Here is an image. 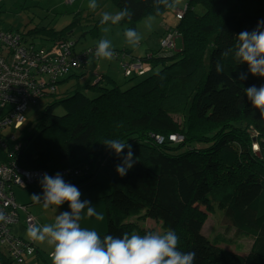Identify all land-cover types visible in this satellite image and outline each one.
<instances>
[{
	"label": "trees",
	"instance_id": "1",
	"mask_svg": "<svg viewBox=\"0 0 264 264\" xmlns=\"http://www.w3.org/2000/svg\"><path fill=\"white\" fill-rule=\"evenodd\" d=\"M114 1L127 13L123 22L132 26L146 15L170 9L156 0ZM184 8L175 27L168 28L178 33L174 47L139 56L150 69L125 75L127 81L134 79L126 87L107 72L84 83L83 72L77 70L55 78L38 74L43 83L23 112V124L16 129L6 125L0 132V160L51 176L59 172L78 189L105 182L110 190L102 196L106 230L98 233L101 239L125 232L144 235L151 230L141 221L151 216L162 223L163 232L179 230L178 247L196 253L194 264H264V118L245 95L247 87H259L264 78L249 74L239 80L247 65L223 55L234 49L237 34L264 19V0H187ZM73 12L62 29L36 24L27 33L12 28L4 32L20 33L34 52L67 42L74 48L79 39L71 34L81 28L96 37L100 21L86 17L84 9ZM27 34L32 41L27 42ZM178 38L182 43L176 48ZM37 39L46 42L38 45ZM6 47L0 46V57L8 59ZM217 62L224 65L223 74H217ZM74 77L75 85L66 86ZM40 98L50 101L43 104L37 122L29 124V104ZM9 108L0 104V115ZM171 135L183 139L174 141ZM110 139L131 144L138 160L124 177L115 171L120 160L103 144ZM100 171L108 181H102ZM27 186L42 192L38 182ZM216 206L230 228L253 236L248 251L223 246L231 241L220 233H203V209ZM0 260L13 264L4 252Z\"/></svg>",
	"mask_w": 264,
	"mask_h": 264
},
{
	"label": "clouds",
	"instance_id": "2",
	"mask_svg": "<svg viewBox=\"0 0 264 264\" xmlns=\"http://www.w3.org/2000/svg\"><path fill=\"white\" fill-rule=\"evenodd\" d=\"M156 3L175 8L181 0H156ZM88 7L94 11L97 8L96 0H90ZM126 15V12L115 15L105 12L100 23L116 24ZM108 30L103 29L104 32ZM124 35L127 43L133 47L142 39L140 33L132 28L126 29ZM236 37L234 49L226 50L223 55L231 54L237 65H247V71L239 72L237 78L244 81L249 74L264 78V19L258 20L251 31H241ZM117 53L114 52L111 41L103 38L98 42L94 54L97 58L111 60L114 56L118 57ZM215 67L217 74L224 73L223 64L217 62ZM245 95L252 107L259 111L260 117L264 118V84L247 87ZM103 144L120 160L115 167L116 173L120 177L126 176L138 162L132 145L117 139L105 140ZM38 183L42 188V195L33 193L31 199L34 203L42 204L44 209L50 206L59 208L67 203L70 209L56 215L52 223H30L26 230L29 240L52 248V264H194L196 253L179 249V238L174 230L162 233L148 231L144 235L125 232L122 236L109 234L101 239L97 231L81 227L80 221L85 217H95L96 220H103L104 217L96 211L91 201L81 199L82 193L77 186L66 182L59 172L54 176L43 173ZM4 219L5 214L0 212V221Z\"/></svg>",
	"mask_w": 264,
	"mask_h": 264
},
{
	"label": "rangeland",
	"instance_id": "3",
	"mask_svg": "<svg viewBox=\"0 0 264 264\" xmlns=\"http://www.w3.org/2000/svg\"><path fill=\"white\" fill-rule=\"evenodd\" d=\"M90 3V0H73L71 3L68 0H2L0 2V28L5 31L6 29L12 28L14 31H25L27 33V29L29 27H33L34 25H45L50 26L56 30L62 29L67 24H69L72 20L73 11L84 9L86 17H88L91 20L94 21H101L102 15L105 12L111 13L113 15L121 12L120 7L115 3L114 0H96L97 8L92 11L89 9L88 5ZM187 4V0H181V3L176 6L175 8H170L166 12H164L161 15H146L144 16L138 23H136L134 26L123 22L121 20L119 23L112 24L109 22L108 24H101L99 26V33L96 37L92 36L91 33H85L81 28L79 31H75L71 34L70 37L77 38L78 41L76 46L73 48L75 51H83L87 50L88 48L93 47V44L103 39L107 38L111 41L112 47L114 49V52H118V57H113L111 60H107L106 65L107 68L111 70V73L115 74V77L117 78L119 83L130 85L134 81L130 80L127 81L128 77L124 75L123 67H122V59L120 52H125L124 47L127 48L128 52L137 53L139 49L143 48V46H148L153 51L160 50V41L163 37L162 34L166 35L168 32L169 27H175L178 20H176V12L177 10H183L184 6ZM198 11H202V7H197ZM88 11V12H87ZM90 12V15L87 13ZM26 25V26H25ZM108 28L109 30L107 32H104L103 29ZM132 28L136 30L140 35L142 36V39L140 40L139 44L135 47L130 46L125 38L124 32L126 29ZM162 35V36H161ZM27 42L33 40V35L27 34ZM35 42L39 45L40 43L46 42L45 40H39L37 39ZM182 43V39L178 38L175 45L176 48L180 47V44ZM134 55V54H133ZM131 55L129 54L126 56L125 59L130 60ZM89 63V64H88ZM98 63H101V66L103 68L104 61L102 58L94 57L93 53H89L88 60L85 64V66L77 68L76 70L79 71L80 69H89V65H96ZM101 66L96 65L95 68L93 66L92 73H95V75L98 73V70L95 71L97 67H99V71H101ZM92 76V75H90ZM140 79L144 76H138ZM136 77L135 79H137ZM89 78L81 79V83H84ZM76 80H78L76 77L69 80V82L66 84V86H73L76 83ZM64 90V87H61L59 89L60 93ZM50 98H40L38 99V103L31 102L29 104L28 110H27V123L32 124L34 121L37 122V119L40 115L39 111L43 107V104L47 103ZM179 119V118H177ZM12 131V130H11ZM17 136L20 134V130H16ZM100 178L102 181H108L107 176L105 172L100 171ZM14 193H15V200L18 204H30L29 212L34 215L37 219L38 217L42 220V222L39 221L38 224L43 225L46 223H52L55 220L56 215H58L60 212L63 211H69L68 204L65 203L64 205L60 206L59 208H56L55 206H50L48 209H44L42 207V204L33 203L31 199V195L34 193V189L32 187H20L15 185L13 187ZM106 189V183H99L96 186L92 187H85L80 188L79 190L82 193L81 199L82 200H89L91 202L96 201L91 199L92 196H96L101 192V190ZM42 195V192H39ZM102 198V197H101ZM104 199V198H103ZM104 203V201H103ZM105 206V203H104ZM204 212V225H203V233L205 235L215 237L218 233L224 235L226 238L231 241L230 244H222L223 246H226L230 249H239V251L246 252L250 249V247L253 244V236H244L241 234H238L235 229L230 228V226L227 225V223L224 220V211L220 209L219 207H214L213 209H207L205 207L203 209ZM102 214V213H101ZM104 220H106V214L105 211L103 213ZM25 218L26 214L23 212H20V223L17 227L14 228V231L18 233L21 236L26 237V230L23 228L22 225H25ZM84 219V218H83ZM83 219L81 221H83ZM86 222H88V227L92 230L97 231L98 233H101L106 230V227L102 229L100 225V220H96L95 217H87ZM80 221L81 227H84L83 222ZM106 223V221H105ZM144 225L155 228L154 230L150 229L151 231L156 232H163V228H161V223L157 221V219H154V217L149 216L147 220L145 221ZM102 229V230H101ZM176 234L179 233V230H175ZM38 244V243H37ZM42 249L45 250V256L46 260H51L50 257V251H52V248L49 247L47 244H38ZM36 261V260H35ZM28 262V261H27ZM21 264V263H20ZM27 264H30L27 263ZM35 264H39L38 261H36ZM42 264H46L45 262H42Z\"/></svg>",
	"mask_w": 264,
	"mask_h": 264
},
{
	"label": "built area",
	"instance_id": "4",
	"mask_svg": "<svg viewBox=\"0 0 264 264\" xmlns=\"http://www.w3.org/2000/svg\"><path fill=\"white\" fill-rule=\"evenodd\" d=\"M1 1V0H0ZM70 3L73 0H68ZM183 10H177L176 16L181 18ZM178 33L168 29L165 36L161 38L160 46L174 47V40ZM72 42L60 43L51 48L31 51L18 32H4L0 29V46H7L8 59L0 57V104L10 108L0 115V132L12 125L16 129L25 120V110L31 99L40 93V86L43 81L38 74L45 73L55 78L57 74H68L77 68L85 66L89 53H95V48H88L83 51H75L71 46ZM119 56V53L116 54ZM122 59L123 72L126 76L144 74L150 69V65L143 59L131 56L130 60L125 59L126 53L120 54ZM55 80V79H53ZM160 142L163 137L155 136ZM174 141L182 140L181 135H171ZM0 139V144H1ZM18 149V147H16ZM256 151L259 150L255 144ZM67 171V170H65ZM43 170L24 169L11 163L0 160V212L5 214V219L0 221V252H4L12 259L13 264H22L37 252L35 242L27 237H20L14 230V224L19 223L20 212L26 214L25 224H38V219L29 212L28 204H18L15 200L13 187L15 185L24 187L37 183ZM0 264H3L0 260Z\"/></svg>",
	"mask_w": 264,
	"mask_h": 264
},
{
	"label": "crops",
	"instance_id": "5",
	"mask_svg": "<svg viewBox=\"0 0 264 264\" xmlns=\"http://www.w3.org/2000/svg\"><path fill=\"white\" fill-rule=\"evenodd\" d=\"M124 48H126V47H124ZM152 51V49H150L148 46H143V48H141V49H139V51H137V53L135 54V53H133L134 55H135V57L136 56H143L145 53H147V52H151ZM94 57H96L95 56V54H94ZM103 61H104V66H103V68H102V66H101V63H98V64H96V65H100L101 66V71H99V67H97L96 69H95V71L96 70H98V77H99V79L101 78V76H100V73L101 74H103V73H105V72H107V73H109V74H111L112 76H114L115 77V74L114 73H111V70L109 69V68H107V65H106V62H107V60H105V59H103ZM89 64V63H88ZM96 65H92V64H90L89 65V69H80L79 70V72H83L82 73V79H84V78H95L94 76H96L95 75V73H92L93 71H91L92 70V68H93V66H94V68H95V66ZM90 75H92V76H90ZM115 79H117L116 77H115ZM104 184H105V182H104ZM80 189V188H79ZM110 189H109V187H108V185L106 184V189L105 190H101V192L99 193V194H97L96 196H92V198L91 199H93V200H96V201H93L92 202V204H93V206L95 207V209H96V211L97 212H99V213H102V215H103V213H104V211H105V206H104V203H103V201H104V199H103V197L102 196H104L105 194H106V192H108ZM102 197V198H101ZM88 200V199H87ZM34 203V202H33ZM30 207V206H29ZM86 218L87 217H85L84 219H83V221H81V222H83V225H84V227L83 228H87V229H90L89 227H88V222H86L87 220H86ZM147 218H149V216H147L145 219H143L141 222H142V226L144 225V223H145V221L147 220ZM38 220L40 221V222H42V220L38 217ZM104 220V219H103ZM103 220H100L101 222H100V225H101V227H102V229L105 227V221H103ZM20 221V220H19ZM160 222V221H159ZM20 223V222H19ZM19 223H16L15 224V226H14V228L15 227H17L18 225H19ZM161 223V222H160ZM162 224V223H161ZM23 226V228H25V225H22ZM144 227H146V228H150V229H155V228H152V227H149V226H146V225H144ZM162 228V227H161ZM26 229V228H25ZM101 229V230H102ZM90 230H92V229H90ZM156 230V229H155ZM18 234V233H17ZM23 237H25V236H23ZM36 244V248L39 250V252L36 254V256L35 257H33V259L31 258L30 260H28V262H26V263H23V264H27V263H29L30 262V264H35L36 263V261H38L39 262V264H42V262H45L46 264H52V262H51V260H46L47 258H46V256H45V248L44 249H42L37 243H35ZM52 251H50V253H51ZM50 255V257H51V254H49ZM36 260V261H35Z\"/></svg>",
	"mask_w": 264,
	"mask_h": 264
}]
</instances>
